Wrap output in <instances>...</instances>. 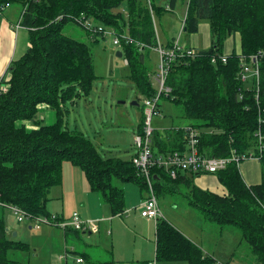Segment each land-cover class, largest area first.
I'll return each mask as SVG.
<instances>
[{"label":"trees","instance_id":"1","mask_svg":"<svg viewBox=\"0 0 264 264\" xmlns=\"http://www.w3.org/2000/svg\"><path fill=\"white\" fill-rule=\"evenodd\" d=\"M122 1L0 0V9L10 4L23 8L28 5L23 25L31 29L30 49L10 65L9 79L0 82L6 88L0 89V207H17L31 223L50 216V194L62 184L66 162L82 170L90 190L111 207L113 216L126 211L125 192L116 181L135 182L147 191L133 158L102 157L81 132L62 127L63 116L69 112L67 105L91 95L97 79L88 44L64 33L66 24H79L75 20L81 14L119 33L125 32L127 26L133 39L149 46L142 50L137 45H124L122 54L128 61L129 79L137 94L152 98L157 93L145 71V51L158 44L149 3L158 15L164 13L166 6H158L159 0H129L126 23L123 13L115 10ZM177 1L165 2L170 5V12L175 11ZM60 16L61 20H57ZM204 20L210 23L216 40L196 58H179L172 63L168 78L172 92L163 98L181 106L184 118L191 122L189 126L198 130L202 156L224 158L232 152L239 156L258 153L256 132L260 131L264 138V0H189L184 32L187 28L186 33L197 34L199 22ZM89 35L95 41L103 37L102 33ZM234 36H239V52L225 55L224 42ZM223 55L229 57L226 64L221 59L212 63L214 57ZM255 55H259L261 79L259 87L254 84L247 89L239 79L242 58L250 63V56ZM42 105L56 112V123L28 130L22 122H33ZM142 123L143 118L138 131L142 130ZM185 135L184 127L155 132L154 155L185 151ZM260 156L262 181L258 185L249 186L233 163L212 174L222 185L223 194L195 184L197 177L209 174L179 172L177 179H172L164 169L153 168L156 195L181 193L179 188L187 187L190 205L218 225L236 226L257 264H264V211L260 206V202L264 203V147ZM158 221L156 262L225 264L205 253L167 220ZM6 227L0 217V264H28L14 256L29 251V244L9 237Z\"/></svg>","mask_w":264,"mask_h":264},{"label":"rangeland","instance_id":"2","mask_svg":"<svg viewBox=\"0 0 264 264\" xmlns=\"http://www.w3.org/2000/svg\"><path fill=\"white\" fill-rule=\"evenodd\" d=\"M166 1L159 0L157 5L162 7ZM188 2L189 0H178L174 12L165 10L162 15H158L156 12L154 13L153 22L158 42L162 44H166L167 42L173 43L178 39L181 31H184L183 23L187 14ZM115 10L122 12L124 21L128 23L129 0H123ZM199 23L200 31L198 34L194 35L184 32L180 42L182 47L189 46L190 40L196 38L197 43H199V46L195 47L196 51L204 50V47L212 45L213 41L216 40L211 33L210 23L206 20ZM102 27L108 32L104 38L98 37L97 42L92 39L84 27H81L77 23L72 22L64 26V33L74 39L87 43L90 47L97 79L93 83L91 95L88 97L83 96L81 99H77L75 104L69 103L67 105L69 112L63 116L62 127L66 130L81 132L87 140H91L95 144L102 157L128 160L132 159L138 152L134 144V136L143 118L141 104L144 97L137 94L134 83L129 79L130 68L125 63V57L119 58L117 56L118 52H123V46L117 47L113 44L117 35L112 33L110 27L104 25ZM124 31V34L129 33L127 26ZM229 39L224 42V48H226ZM238 47L239 44L237 43V49ZM145 55V71L149 74L154 89H158V84L154 79L158 73L157 66L160 64V57L155 50H147L145 51ZM4 85L0 84L1 90ZM253 85L254 83L250 78L244 83V87L247 89L253 88ZM134 101H137L140 107L132 106L131 103ZM161 105L163 106L161 116H155L152 122L154 129H156L157 125H161L163 128L169 130L176 127H184L191 123L188 119L184 118V111L181 106H176L164 98L161 100ZM56 121V112L46 105H42L33 122H22V124L28 130H31L43 125H52ZM71 165V163L66 162L65 166L70 168ZM250 166L255 170V176L257 175L256 178H253L255 182L260 181V164L257 161L244 162L241 177L247 184L251 185L254 182L246 176L247 174L245 172V168ZM197 179H195V184ZM212 180L214 186L215 179L212 178ZM216 182L218 185V181ZM116 183L120 188L124 189L127 214L123 218L116 216V228L114 225L113 228L110 226L111 221H107L106 224L110 226L111 230L110 228L109 230L112 233L113 230L114 233L117 232V237L125 244L128 254L143 256L145 252L147 253L149 247L153 251V245L145 243L143 239H140V236L137 237L136 244L130 241L131 236L129 235V231L128 233L125 232L121 228V223H124L131 230H137V232L142 230L146 232L147 220L143 219L141 210L138 207L147 197V192L142 191L141 187L135 182L130 181L124 183L116 181ZM201 185L200 188L205 187L204 183H201ZM219 189V186L214 188L215 191L220 192ZM187 191L181 190V193L157 194L162 218L171 223L183 235H191V238L186 237L193 243H204L206 247L216 251V257H218L216 259L220 263L257 264L256 257L252 253L250 246H248L249 244L242 239L241 231L236 226H221L208 220L203 211L190 205ZM221 191V194H223V189ZM0 217L4 218L7 230L14 229V232L9 234V237L31 246L29 251L17 253L14 256L16 260L28 264L64 263L63 258L66 252L63 253V251L66 242L64 237L62 239L57 237V231H53L54 235L40 237L38 231L34 229L36 227L34 223L29 221L19 223L17 216L9 209H4L3 207H0ZM30 227L34 228L30 229ZM41 228L53 227L41 224ZM152 228L154 230L153 225ZM15 233L18 234L16 237L14 236ZM80 234L84 241L86 240L85 238L90 237L82 233ZM71 235L77 241L73 240L69 243H73L76 249L81 252L84 248L83 241L78 240L76 232L71 233ZM151 239L153 240V236ZM129 242L135 245L130 246ZM59 250L63 254H57ZM67 256H69V253H67Z\"/></svg>","mask_w":264,"mask_h":264},{"label":"crops","instance_id":"3","mask_svg":"<svg viewBox=\"0 0 264 264\" xmlns=\"http://www.w3.org/2000/svg\"><path fill=\"white\" fill-rule=\"evenodd\" d=\"M164 5L166 6L169 4L166 3ZM22 11H23V7L21 5L19 4L12 6L10 5L2 13V16H0L1 17L0 18V81L9 79L10 76L8 74V69L10 65L14 61L19 60L21 57H23L31 47V44H29L30 31L25 29H22L20 31L15 30V25L20 20L22 16ZM183 27H184V23H183ZM199 31H200V25H199ZM183 34L184 31H181V34H179L181 39L183 37ZM173 43L167 42L166 44L163 43V45L165 48H167L169 45H173ZM237 43L239 44L238 49H237ZM196 46H199V43H197L195 38L193 40H190V44L189 46H187V48L196 49L195 48ZM211 46L212 45H209L207 47H204L205 48L204 50H198V51L201 52L208 50ZM239 48H240L239 38L234 36L227 41L226 48L224 49V54L230 55L233 52H239ZM162 108L163 106L161 105V107L159 108L161 109V112H162ZM139 126L140 125H138L137 132L139 130ZM187 126H189V124L185 125L184 127ZM164 130L165 128H163L161 125H157L156 132H164ZM250 161H255V160H250ZM257 162L259 163V161ZM65 165L66 163H64L63 165L62 184L53 188L51 191L50 194L51 201L48 204V212L50 214H56L64 220H69L72 214L74 212H77L84 220L100 221L99 222L100 231L97 234L82 233L83 235L90 236L88 238H85L86 239L85 241L82 239L81 234L79 232H76V237L78 236L77 237L78 240H82L84 244V248L81 252L78 251V249H76L73 243H69L70 241L72 242L73 240H75L73 238V235H71V233H75V231L68 230L66 233H64L63 230L53 226H52L53 228L37 229L40 237L42 236L48 237L54 235L53 231H57L58 233L56 234L57 237L61 239L63 237L65 238L66 244L64 245L63 253L64 252L69 253V256H67V264H148L149 262H154V261L156 264H176V263L187 264L184 262H176V263L156 262V224L155 222L145 218L143 219L147 220L146 222L148 223V225L146 223V232L142 230H139L138 232L137 230H131L124 223H121V228L127 233L129 231V235L131 236L130 241H133L136 244L137 237L140 236L141 237L140 239H143L145 243L153 245V251H151L150 250L151 248L149 247L147 253L145 252V255L143 256L141 255L138 256L137 254H133V255L128 254L125 244L121 241V239H119V237H117V232L114 233L113 229H112L113 233L110 231L111 230L110 226H112L113 228L114 225V227L116 228L115 219L117 218L116 216H113L111 207L102 200L101 196L98 193L92 192L90 190L89 183L87 182V179L80 168L74 167L73 165H71V167L69 168ZM243 169H244V163L239 169L240 173L242 172ZM245 172L247 174L246 176H248L249 179L252 182H254L253 178L257 177V175L255 176V170L250 166L245 168ZM197 178L198 179L196 184L199 188L200 186H202L201 183H204L205 187H202L201 189L215 192L214 188L219 186L220 192L216 191V193L219 194L222 193L221 190L223 189V187L219 183L217 177H214L212 175H203ZM212 178L215 179L214 186H213ZM216 181H218L219 183L218 185L216 184L217 183ZM261 181L262 178H261V165H260V181H255L251 185H258L261 183ZM248 185L251 186L250 184ZM187 189H188L187 187H182L179 188V191L180 192L181 190L187 191ZM126 214L127 211H125V213L122 215H118V217L123 218V216ZM107 221H111L110 226L106 224ZM152 225L154 226V230L152 228ZM30 229L33 228L30 227ZM7 231L9 234H12L14 232V229H9ZM152 236H153V240L151 239ZM186 236L190 237L191 235L188 234ZM129 243L130 246L133 245L131 244V242ZM197 245L200 246L202 249H204L205 253H208L214 258L218 259V257H216V251H213L212 248L206 247L204 243L201 244L197 243ZM63 253L60 250L57 252V254H63ZM79 258L84 260L83 263L77 262ZM63 264H65V262Z\"/></svg>","mask_w":264,"mask_h":264},{"label":"built area","instance_id":"4","mask_svg":"<svg viewBox=\"0 0 264 264\" xmlns=\"http://www.w3.org/2000/svg\"><path fill=\"white\" fill-rule=\"evenodd\" d=\"M36 0H28V2H32ZM150 2V0H148ZM151 13L154 15V11L152 6L150 5ZM6 6L1 8L0 16L2 13L8 8ZM28 9V5L23 8L22 16L18 23L15 25V30L20 31L22 29L31 30L23 25V19L25 13ZM170 6L166 5V10L170 11ZM1 18V17H0ZM61 16L57 20H61ZM75 21L78 22L81 26H83L89 33L99 34L102 33L103 38L108 32L102 25L98 23H94L91 20H88L84 15L81 14V17H78ZM112 33L117 35L114 39V46L120 47L124 45H137L140 49L144 50L149 48L146 44L136 41L133 39L130 34L119 33L117 30L111 28ZM158 41V40H157ZM181 37L173 43L172 48H165L164 45L158 42L157 46L152 50H155L160 57V64L157 69V75L155 76L154 81L158 84L157 93L152 98L144 97L143 102L141 104L143 108V128L141 131H138L134 136V144L138 150L137 154L133 157V163L135 167L138 169L140 176H142L146 182L147 186V197L139 206L141 210V215L143 218L148 219L150 221L159 222V219H162V213L160 210L158 198L155 192V182L154 176L152 174L153 168L164 169L170 175L172 179H177L179 172H190L193 174H217L220 171L225 170L230 164H236L240 169L242 164L245 161L255 160L259 161L261 159L260 154L263 150V136L260 131L256 132L255 138L258 141L256 151H251L247 155L239 156L235 152H232L230 157L217 158V157H207L202 156L198 149L199 146V136L198 130L187 126L184 127L186 131L187 138V149L185 151H174L167 154L154 155L153 151V137L156 132L154 129L152 122L155 116H161L162 112L159 109V104H161V100L163 97H167L171 94L172 90L168 86V78L170 73V67L173 62H175L179 58L190 57L196 58L200 51H196L194 48L182 47L180 45ZM228 56L223 55L221 58L214 57L212 59V63L216 64L218 60H222L224 64L228 62ZM250 63L245 62V58H242L241 63V71L239 74L240 82L244 85L245 82L250 80L259 87L260 79H261V70L259 65V55L250 56ZM125 63L128 65V61L125 60ZM3 91H6V88H3ZM262 210L264 211V203L260 202ZM0 206L3 204L0 203ZM12 213L17 216L18 221L20 223L27 221L24 213L17 207H9L8 208ZM30 222V221H29ZM99 220H84L81 218L79 213L74 212L69 220H64L60 216L56 214H50L49 217L43 218L42 220H38L33 222L36 227L35 230L40 228L41 224H46L53 227H58L66 233L68 230H73L79 233H91L97 234L100 231L99 228ZM64 262L67 264V253L64 255ZM83 259L79 258L77 260L78 263H83ZM148 264H156L154 262H149Z\"/></svg>","mask_w":264,"mask_h":264},{"label":"water","instance_id":"5","mask_svg":"<svg viewBox=\"0 0 264 264\" xmlns=\"http://www.w3.org/2000/svg\"><path fill=\"white\" fill-rule=\"evenodd\" d=\"M185 32H187V28L185 29ZM117 56H118L119 58H122V57H123L122 52H118V53H117ZM123 103H124V102H123ZM131 105H132V106H136V107H140V104H139L137 101L132 102ZM14 236L16 237V236H17V233H15Z\"/></svg>","mask_w":264,"mask_h":264}]
</instances>
